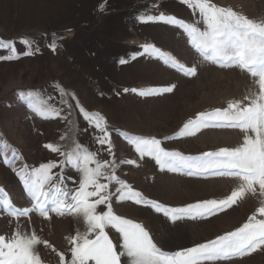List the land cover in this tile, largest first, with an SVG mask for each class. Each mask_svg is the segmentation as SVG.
<instances>
[{
  "label": "rangeland",
  "instance_id": "obj_1",
  "mask_svg": "<svg viewBox=\"0 0 264 264\" xmlns=\"http://www.w3.org/2000/svg\"><path fill=\"white\" fill-rule=\"evenodd\" d=\"M218 6L231 7L248 18L264 20V0H213ZM104 10H100V6ZM155 5V6H154ZM173 15L186 22L198 19L179 0H0V38L16 40L34 38L39 46L31 57L18 61H0V188L8 193L18 207H28L30 198L24 191L16 170L27 165L60 161L63 157L45 148L46 144L64 145L61 136L71 137L98 152V159L115 161V174L146 198L172 207H180L206 199H223L236 190L234 177L188 176L161 171L150 157L140 159L124 136L155 137L162 147L184 155H200L220 148H235L243 142L239 129H205L195 137H173L189 119L199 112L225 108L229 101L242 100L256 91L253 79L238 69L220 68L205 63L187 42L182 30L163 23H141V14ZM62 37L57 50L47 45L51 34ZM152 44L171 54L186 67L196 66L197 75L186 77L155 57L143 53V46ZM5 53L0 51V55ZM135 55V59H132ZM121 59L127 62L121 64ZM175 84L172 93L142 97L131 89L161 88ZM73 93L86 111L100 113L107 122L112 152L108 145L94 142L97 130L83 119L76 100L70 97L71 108L60 104L55 86ZM125 89H129L125 92ZM18 90H40L45 97L64 111L61 117L41 119L33 114L16 94ZM67 117V120L62 117ZM7 145V147H5ZM13 150L16 156L13 157ZM5 157L11 163L5 164ZM134 160L135 164H121ZM60 171L59 168L53 172ZM72 181L75 171H68ZM68 181L69 186L73 185ZM102 183H108L101 180ZM116 184H109L112 209L116 215L139 222L163 250L176 251L215 239L245 223L260 206L259 195L247 194L231 209L208 220L170 222L152 209L131 201L116 202ZM2 198V196H0ZM101 205L98 211H105ZM44 219L33 213L30 218H9L0 210V235L10 236L19 222L27 231L34 230L49 247L41 244L37 250L43 264H59L57 253L70 259L69 238L86 231L82 218L59 217L50 213ZM258 218H260L258 216ZM114 243L119 234L106 229ZM55 249V250H53ZM208 264H264V251L233 261Z\"/></svg>",
  "mask_w": 264,
  "mask_h": 264
},
{
  "label": "snow or ice",
  "instance_id": "obj_2",
  "mask_svg": "<svg viewBox=\"0 0 264 264\" xmlns=\"http://www.w3.org/2000/svg\"><path fill=\"white\" fill-rule=\"evenodd\" d=\"M188 6L198 19L186 22L173 15L141 14L137 17L141 23H163L182 30L187 42L200 56L203 62L220 68L238 69L249 75L257 90L245 95L242 100L229 101L223 109L199 112L194 119H189L178 133L167 139L195 137L205 129L232 128L243 133V142L235 148H220L200 155H184L179 151H170L162 147L163 141L155 137L132 136L119 133L132 145L140 159L150 157L161 171L182 173L188 176L234 177L239 186L223 199H206L180 207H172L156 200L146 198L134 190L115 174V161L98 159V152L71 137L64 145L46 144L45 148L63 157L60 161L41 163L39 167L27 165L16 170L27 196L28 207H18L4 189L0 188V210L9 218H30L35 213L44 219L56 216H75L82 218L86 231L69 238L72 245L71 257L66 261L63 253H57L59 264H208V262L233 261L249 256L257 251H264V20L257 21L235 11L233 8L218 6L213 0H179ZM155 6V5H154ZM104 10V6H100ZM17 48L16 40L0 38V61L13 62L22 57H31L39 46L34 38L20 37ZM59 37L51 34L47 45L52 51L58 47ZM155 57L164 65L175 69L186 77H195L197 67H186L171 54L152 44L143 46V53ZM133 55L132 59H135ZM121 64L127 61L121 59ZM175 84L161 88L143 90L131 89L139 96H157L172 93ZM60 96V104L72 107L69 97L76 100L73 93L61 86H55ZM128 92L129 89H125ZM28 109L41 119L61 117L63 108L51 102L40 90H18ZM76 107L88 125L97 130L94 142L100 146L108 145L112 152V141L105 118L98 112L86 111L76 100ZM67 120V117H62ZM7 147V145H5ZM12 156H16L13 150ZM5 164L11 163L5 157ZM121 164H135L134 160H121ZM59 168L60 171L53 172ZM68 171H75L78 180L72 181ZM108 183H102L101 180ZM68 181L73 185L69 186ZM119 185L115 189L116 202L131 201L136 205L152 209L162 214L170 222L184 220H208L226 212L242 200L247 194L259 195L260 206L247 221L233 231L217 236L215 239L192 247L176 251H166L154 242L152 235L143 224L116 215L112 209L113 194L108 191L109 184ZM105 211H98L99 206ZM258 216L260 218H258ZM106 229L119 234V242L114 243ZM49 247L48 241L42 240L34 230L27 231L17 222L10 236L0 235V264H43L37 250L39 245ZM55 250V249H53Z\"/></svg>",
  "mask_w": 264,
  "mask_h": 264
}]
</instances>
